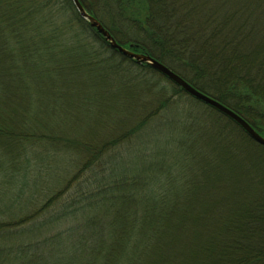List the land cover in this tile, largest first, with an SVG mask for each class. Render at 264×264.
Returning <instances> with one entry per match:
<instances>
[{
    "label": "trees",
    "instance_id": "trees-1",
    "mask_svg": "<svg viewBox=\"0 0 264 264\" xmlns=\"http://www.w3.org/2000/svg\"><path fill=\"white\" fill-rule=\"evenodd\" d=\"M80 1L120 44L160 60L264 136V0ZM101 49L106 67L116 58L140 81L167 79L111 49L72 0H0V264L194 262L197 229L188 215L212 172L193 170L201 158L194 150L206 149L207 136L217 134L225 135L224 148L264 156V146L233 121L238 131L227 134L220 122H180L177 163L184 171L187 162L188 178L160 161L118 172L124 155L118 159L113 150L127 139L115 136L102 146L101 122L53 121L72 76L101 63ZM31 92L46 101L29 114ZM146 127H122L141 138L135 146L126 141L127 152L150 154ZM258 179H250L257 188L244 222L228 227L234 232L206 235L194 264H209L207 257L222 262L220 252L232 255L228 264H264V180ZM217 242L223 247L214 252Z\"/></svg>",
    "mask_w": 264,
    "mask_h": 264
},
{
    "label": "rangeland",
    "instance_id": "rangeland-1",
    "mask_svg": "<svg viewBox=\"0 0 264 264\" xmlns=\"http://www.w3.org/2000/svg\"><path fill=\"white\" fill-rule=\"evenodd\" d=\"M87 2L89 3L90 0H87ZM104 55L101 49V56H103V58L101 57V63L91 65V69L87 68L83 73L72 76V88L69 90L72 94L67 91L69 94L61 95L63 98H59V100L63 101H59L58 105L62 108L57 114L55 113L53 117L55 120L53 121L101 122L102 146H106L107 141L115 136H122L121 138L127 139L126 141H130L132 145L140 142L141 138L137 140L138 137L134 135L130 137L128 133H123L122 127H128L129 129L137 122H147L148 134L145 136L147 138L145 141L149 137L152 140L148 150L150 154L141 156L137 153L127 152L125 141L123 145L117 146V149L113 150V152H117L118 159L124 155L123 159L118 160L116 163L118 172L144 171L147 170L148 163L154 164L160 161L164 170L168 168L178 176L182 172L184 174L186 172V178H188L187 162L184 164V171L180 169L177 163L180 159L177 147L179 143L177 144V141H180L185 133V129H182L179 124L180 122H220L226 134L229 132L234 133L233 130L238 131L237 126L217 110L184 92L171 89L168 85L169 80L160 78L159 80L155 79V82L149 79L140 81L136 77L135 70L127 69V65L124 66L116 58L108 59L111 66L106 67L107 61L104 58L107 57H104ZM148 76L150 77V75ZM149 85L156 86L154 92L146 88ZM162 86H169L167 93H155V91H164L165 89ZM32 89L35 93L36 88L32 86ZM34 93L31 92L33 95L31 102H29L31 103L29 114L38 102L43 103L46 101L42 97L38 100ZM224 138H226L225 135H209L207 139L210 145L203 151L200 149L194 150L195 154H198L201 158L193 165V170L208 169L212 171L210 182L204 188V192L194 197L197 199V209L188 215L197 229L195 230L197 231V244L190 246L193 251L194 262H197V255L207 247V244L203 243L206 235L213 237L221 235L223 229H229V226H236L244 222L243 216L246 208L249 206L252 194H254L253 190L257 188L255 186L257 183L251 182L250 179L256 176L259 181L264 180V169L261 168L264 166V156L255 152L252 159V155L245 156L242 153L224 148L221 145L224 143L221 139ZM210 149L214 156L211 155V152L205 151ZM203 153H208L211 156H206ZM158 172L160 180L162 170ZM214 179L223 181L221 183L225 182L226 184L219 188L220 184L217 181H212ZM223 193L226 196L218 199L220 194ZM234 230L235 228L231 227L227 231L234 232ZM180 238L185 240L186 235H182ZM217 243V247L213 248L214 252L223 247L221 242ZM167 254L169 256L170 252H167ZM219 254L223 260L222 262H219L218 258L217 260H210L209 257L204 261L209 264L217 263L213 260L218 261V264H228V260L232 258V255L229 256L221 252ZM176 260L174 262L170 260L168 263L194 264L188 257L182 263L176 262ZM152 264H156V262Z\"/></svg>",
    "mask_w": 264,
    "mask_h": 264
},
{
    "label": "water",
    "instance_id": "water-1",
    "mask_svg": "<svg viewBox=\"0 0 264 264\" xmlns=\"http://www.w3.org/2000/svg\"><path fill=\"white\" fill-rule=\"evenodd\" d=\"M72 2L79 16L89 22L90 26L94 28L105 39L111 49L118 51L123 56L133 59L138 63H147L152 69L165 76L168 80L181 88L182 91H184L186 94L200 102L207 104L214 110H217L222 115L238 125L253 141L261 146H264V136L260 134L239 113H237L221 101L193 86L190 82L185 80L182 76H180L178 73L173 71L171 68H169L167 65H165L155 57L148 54L135 52L131 48H127L123 44H120L98 19L91 15L85 9L80 0H72Z\"/></svg>",
    "mask_w": 264,
    "mask_h": 264
}]
</instances>
